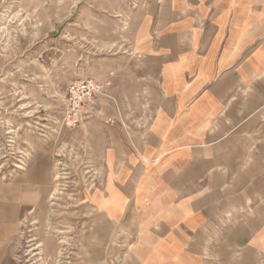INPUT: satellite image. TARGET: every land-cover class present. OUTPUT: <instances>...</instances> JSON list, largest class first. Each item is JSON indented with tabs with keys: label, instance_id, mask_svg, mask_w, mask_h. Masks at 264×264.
<instances>
[{
	"label": "crops",
	"instance_id": "1",
	"mask_svg": "<svg viewBox=\"0 0 264 264\" xmlns=\"http://www.w3.org/2000/svg\"><path fill=\"white\" fill-rule=\"evenodd\" d=\"M106 1L125 8L129 75L92 115L120 122L87 127L102 135L91 182L41 260L264 264V0ZM52 167L0 181V264L46 216Z\"/></svg>",
	"mask_w": 264,
	"mask_h": 264
},
{
	"label": "rangeland",
	"instance_id": "2",
	"mask_svg": "<svg viewBox=\"0 0 264 264\" xmlns=\"http://www.w3.org/2000/svg\"><path fill=\"white\" fill-rule=\"evenodd\" d=\"M106 3L0 0V181L26 172L42 156L53 158L48 210L43 220L31 216L21 225L18 264H52L41 260L39 246L54 243L60 225L74 221L75 197L90 184L95 168L98 152L90 144L102 135L99 128L94 136L86 129L92 122L94 127L120 122L93 120L97 99L76 126L65 119L67 90L74 83L87 78L103 83L111 100L125 89L129 73L121 69L129 62L123 46L130 33L118 21L125 8Z\"/></svg>",
	"mask_w": 264,
	"mask_h": 264
},
{
	"label": "built area",
	"instance_id": "3",
	"mask_svg": "<svg viewBox=\"0 0 264 264\" xmlns=\"http://www.w3.org/2000/svg\"><path fill=\"white\" fill-rule=\"evenodd\" d=\"M104 94L102 84L92 78L81 80L67 90L65 119L71 126L80 123L85 107Z\"/></svg>",
	"mask_w": 264,
	"mask_h": 264
}]
</instances>
